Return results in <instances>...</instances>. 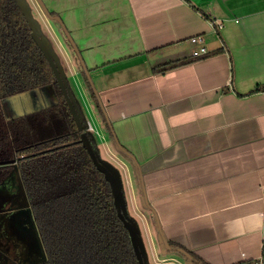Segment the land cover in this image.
<instances>
[{"label":"crops","instance_id":"1","mask_svg":"<svg viewBox=\"0 0 264 264\" xmlns=\"http://www.w3.org/2000/svg\"><path fill=\"white\" fill-rule=\"evenodd\" d=\"M41 1L93 82L99 110L70 81L146 238L158 245L156 216L208 264L264 260V0Z\"/></svg>","mask_w":264,"mask_h":264},{"label":"trees","instance_id":"2","mask_svg":"<svg viewBox=\"0 0 264 264\" xmlns=\"http://www.w3.org/2000/svg\"><path fill=\"white\" fill-rule=\"evenodd\" d=\"M186 62H168L152 71L164 72ZM81 73L99 110L85 72ZM45 86L53 88L56 104L10 123L12 143L24 155L19 175L46 253L40 264H138L109 184L79 142L49 64L14 0H0V98ZM100 114L111 136L101 110ZM170 245L190 254L193 264H208L185 248Z\"/></svg>","mask_w":264,"mask_h":264},{"label":"water","instance_id":"3","mask_svg":"<svg viewBox=\"0 0 264 264\" xmlns=\"http://www.w3.org/2000/svg\"><path fill=\"white\" fill-rule=\"evenodd\" d=\"M21 11L29 29L30 36L49 64L55 82L67 104L69 112L80 134L79 142L86 149L96 169L103 174L109 184L113 197L114 208L118 218L126 229L134 255L138 264H150L146 251L144 233L140 221L129 210L122 171L108 159L101 156V150L96 140L92 125L87 118L79 98L71 87L63 61L56 51L54 43L42 34L39 21L34 17L27 0H14ZM45 13H48L45 10ZM58 21L59 19L56 18ZM65 35L74 49L83 71L96 95L88 71L80 53L63 27ZM56 104V96L51 86H45L33 91L20 93L6 99L4 106L12 105L16 110L14 117L34 112L35 106L40 110ZM26 108V109H25ZM0 185V264H40L46 261V253L34 221L30 205L19 174L8 177ZM145 198V195H144ZM146 201V200H145ZM153 211V210H152ZM154 213V211H153ZM156 219L158 246L162 253L177 252L186 261L193 264L192 256L181 248L170 246L164 237Z\"/></svg>","mask_w":264,"mask_h":264},{"label":"rangeland","instance_id":"4","mask_svg":"<svg viewBox=\"0 0 264 264\" xmlns=\"http://www.w3.org/2000/svg\"><path fill=\"white\" fill-rule=\"evenodd\" d=\"M27 1L29 3V6L32 10L34 17L36 18V20L39 21L40 31H43L42 32L43 35L48 36V38L52 42L53 41L55 42V44L57 46L56 47L57 52H58L57 48L59 49L66 65L68 66L69 73L71 76V79H70L71 83L73 82V85L76 86V82H77L76 77H79L84 89H86L85 78L83 77V74L81 73L83 70L81 63H80L79 59L76 57L72 46L70 45L67 38L63 34L62 30L58 26V23H56V22L53 23L55 29L51 30L50 25H48L49 23H51V20L48 19L50 15L48 14L49 15L48 16L45 13L44 7H43L44 6L43 2L41 0H27ZM59 44H61V45H59ZM85 76H86V74H85ZM86 78H87V76H86ZM90 80H91V78H90ZM91 89H92V87H91ZM92 91H93V89H92ZM90 98H91V96H90ZM104 148L107 150L106 147H104ZM106 155L110 157L109 154L106 153ZM119 155L121 157H123L121 154H119ZM131 202H133L132 197H131ZM129 210L139 221H141V220L145 221L143 219V216L145 214L144 215L140 214L137 207L133 206V204H131V206L129 205ZM145 213L148 214L147 211ZM151 227L153 230V225H151ZM144 229H145V227H144ZM146 233H144V235H145L144 241L146 243L145 249L148 252L150 264H186V261L183 258V256H181L177 252L170 251V252H167L165 254L161 253V249L158 247L157 243L153 245L152 241H149V239L146 238L147 235L149 236V233L148 232H146ZM153 233H154V230H153ZM168 255H171V256H168Z\"/></svg>","mask_w":264,"mask_h":264},{"label":"flooded vegetation","instance_id":"5","mask_svg":"<svg viewBox=\"0 0 264 264\" xmlns=\"http://www.w3.org/2000/svg\"><path fill=\"white\" fill-rule=\"evenodd\" d=\"M9 98L10 97L0 98V185L6 183V180H9L7 179L8 177L19 174L18 163L20 162V159L24 157L21 153V149L15 148L12 143L10 138V123L21 119L27 114L14 117L16 110H12V105H9L8 107L4 106V101ZM34 108L35 111L32 113L40 110L38 106H35Z\"/></svg>","mask_w":264,"mask_h":264},{"label":"built area","instance_id":"6","mask_svg":"<svg viewBox=\"0 0 264 264\" xmlns=\"http://www.w3.org/2000/svg\"><path fill=\"white\" fill-rule=\"evenodd\" d=\"M219 26H221V25H219ZM189 41L192 44H200V46L197 49L193 50V52H192L193 57H201V56L206 55L208 53L207 48L202 45L203 39L201 36H199V35L193 36L189 39ZM249 263L250 264H264V260H263V258L260 257V258H257V259L250 261Z\"/></svg>","mask_w":264,"mask_h":264}]
</instances>
